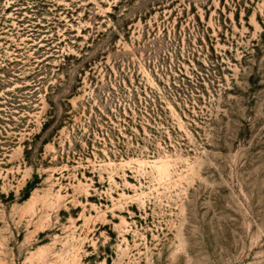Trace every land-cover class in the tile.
I'll use <instances>...</instances> for the list:
<instances>
[{"label":"rangeland","instance_id":"374dc122","mask_svg":"<svg viewBox=\"0 0 264 264\" xmlns=\"http://www.w3.org/2000/svg\"><path fill=\"white\" fill-rule=\"evenodd\" d=\"M0 264H264V0H0Z\"/></svg>","mask_w":264,"mask_h":264}]
</instances>
